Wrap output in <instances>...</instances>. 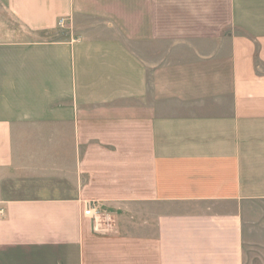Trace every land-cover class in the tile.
<instances>
[{
    "label": "crops",
    "instance_id": "0c3cea01",
    "mask_svg": "<svg viewBox=\"0 0 264 264\" xmlns=\"http://www.w3.org/2000/svg\"><path fill=\"white\" fill-rule=\"evenodd\" d=\"M252 202L264 0H0V264H246Z\"/></svg>",
    "mask_w": 264,
    "mask_h": 264
},
{
    "label": "rangeland",
    "instance_id": "374dc122",
    "mask_svg": "<svg viewBox=\"0 0 264 264\" xmlns=\"http://www.w3.org/2000/svg\"><path fill=\"white\" fill-rule=\"evenodd\" d=\"M244 216L246 264H264V206L248 203Z\"/></svg>",
    "mask_w": 264,
    "mask_h": 264
},
{
    "label": "built area",
    "instance_id": "2783aa9c",
    "mask_svg": "<svg viewBox=\"0 0 264 264\" xmlns=\"http://www.w3.org/2000/svg\"><path fill=\"white\" fill-rule=\"evenodd\" d=\"M65 23V19L60 20V25ZM0 212H3L2 210ZM84 215L92 219L94 230L97 232H108L114 223L113 214L97 201H88L85 204Z\"/></svg>",
    "mask_w": 264,
    "mask_h": 264
}]
</instances>
